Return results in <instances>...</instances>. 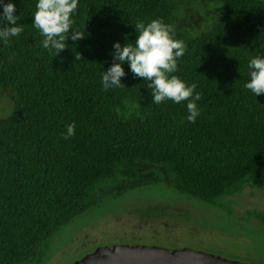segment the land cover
<instances>
[{
  "label": "trees",
  "instance_id": "trees-1",
  "mask_svg": "<svg viewBox=\"0 0 264 264\" xmlns=\"http://www.w3.org/2000/svg\"><path fill=\"white\" fill-rule=\"evenodd\" d=\"M9 2L23 31L0 40V92L15 105L0 119V264H43L61 228L142 188L229 214L227 200L264 189V94L244 88L250 59L264 58V0H79L73 29L85 38L57 57L34 27L38 0H0V14ZM155 19L187 45L173 75L203 93L194 123L187 101L152 103L127 63L123 84L103 89L114 44ZM249 216L264 223V212Z\"/></svg>",
  "mask_w": 264,
  "mask_h": 264
},
{
  "label": "rangeland",
  "instance_id": "rangeland-1",
  "mask_svg": "<svg viewBox=\"0 0 264 264\" xmlns=\"http://www.w3.org/2000/svg\"><path fill=\"white\" fill-rule=\"evenodd\" d=\"M14 107L11 95L0 92V119ZM227 201L232 214L163 185L108 198L51 238L43 264H76L117 246L189 249L240 264H264V223L249 216L264 212V189L246 187Z\"/></svg>",
  "mask_w": 264,
  "mask_h": 264
},
{
  "label": "clouds",
  "instance_id": "clouds-1",
  "mask_svg": "<svg viewBox=\"0 0 264 264\" xmlns=\"http://www.w3.org/2000/svg\"><path fill=\"white\" fill-rule=\"evenodd\" d=\"M78 4L79 0H38L36 4L34 27L44 37L42 47L50 54L54 53L55 57L67 48L69 37L73 41L85 38L84 31L73 29L72 15ZM15 12V4L9 2L3 5V13L0 14V40L5 45L11 37L19 36L23 31V27L18 25L19 17ZM135 29L137 38L134 42L125 45L119 42L114 44L112 66L102 74L103 89L107 91L123 84L121 78L126 75L123 65L127 63L135 77L144 78L149 82L147 88L151 90L152 103L159 105L172 100L179 104L187 101V120L194 123L200 115L196 101L202 98L203 93L196 92L197 84L189 86L173 75L178 71V58L184 56L187 45L174 38L173 25L160 19L147 24L138 21ZM80 56L76 55V60ZM248 68L250 80L244 84V88L256 96L264 94V58H251ZM75 128V124L67 126L65 139L75 135Z\"/></svg>",
  "mask_w": 264,
  "mask_h": 264
},
{
  "label": "water",
  "instance_id": "water-1",
  "mask_svg": "<svg viewBox=\"0 0 264 264\" xmlns=\"http://www.w3.org/2000/svg\"><path fill=\"white\" fill-rule=\"evenodd\" d=\"M76 264H240L189 249L169 251L160 247L117 246L99 249Z\"/></svg>",
  "mask_w": 264,
  "mask_h": 264
}]
</instances>
